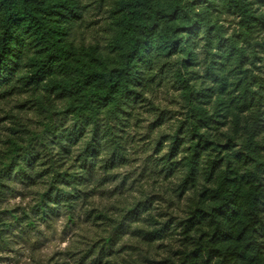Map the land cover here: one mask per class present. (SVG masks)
Returning <instances> with one entry per match:
<instances>
[{
	"label": "trees",
	"instance_id": "trees-1",
	"mask_svg": "<svg viewBox=\"0 0 264 264\" xmlns=\"http://www.w3.org/2000/svg\"><path fill=\"white\" fill-rule=\"evenodd\" d=\"M195 7L202 12L194 14ZM262 7L264 0H114L105 42L86 44L77 38L86 22L80 0H0V99L45 91L51 102H66L53 111L59 119L43 123L34 144H24L22 136L9 139L11 150L0 167V198L13 181L43 188L30 214H24L26 221L17 214L13 221L0 220V242L10 225L61 216L74 223L86 206V217L96 219L90 214L89 189L100 190L112 180L111 169L128 160L125 135L141 120V93H127L138 81L143 90H154L151 77L167 62L161 79L184 88L185 117L169 134L158 172L176 179L172 191L185 197L186 215L158 221L145 199L128 215L136 207L131 204L116 225H131L130 218L147 214L142 220L159 225L147 235H180L186 249L171 264H264V144L258 139L264 131V85L245 68L261 60L258 48L264 53L259 39L264 13L257 15ZM224 13L239 18L240 29L231 37L218 23ZM180 31L188 36L179 37ZM201 39L203 61L195 52ZM114 47L119 48L115 55ZM173 52L187 59L168 61ZM200 63L202 76L190 71ZM186 77L202 83L189 86ZM89 78L90 86L84 83ZM104 97L110 98L107 103ZM245 111L251 113L249 123ZM160 120L151 126L158 127ZM223 123L230 125L228 132L220 131ZM97 128L102 131L94 140ZM161 144L159 139L156 147ZM42 152L46 163L39 162Z\"/></svg>",
	"mask_w": 264,
	"mask_h": 264
},
{
	"label": "rangeland",
	"instance_id": "rangeland-1",
	"mask_svg": "<svg viewBox=\"0 0 264 264\" xmlns=\"http://www.w3.org/2000/svg\"><path fill=\"white\" fill-rule=\"evenodd\" d=\"M113 1L114 0H96L97 9L106 5L110 10ZM80 2L83 6V14L86 22L77 33L78 41H83L86 44H103L108 31L106 26L109 22V12L105 13L108 19L105 21L103 28L97 29L94 27L97 22L93 16V12L97 11V9L88 12L87 7L82 3V0H80ZM225 17H227V19H225ZM233 17H235V19H233ZM221 20H224V22L230 27H224L223 24L220 23ZM218 23L222 27L224 35L229 31L233 34L240 29L239 18L230 13L220 15ZM89 28H91L90 31ZM101 32H104L105 34L101 35ZM226 37L229 36L226 35ZM259 39L264 40V31L260 34ZM200 42L201 41L199 40L198 47L200 46ZM258 50V55L262 57L261 60H256L254 65L248 66L250 73L255 74L263 81L264 85V53L261 52L260 48H258ZM205 53V48H203L202 52L198 53L199 60H202L201 55H203V57L206 56ZM199 66L204 73L205 66L201 63ZM172 83H174L173 80L169 82V85ZM170 91L171 88L166 85V92L164 95H167ZM152 92L154 96L158 95V87H155ZM48 95L49 94L45 91H29L0 99V167L2 166L1 162L6 161L7 156L10 153V138L17 139L22 136L21 142L24 144H34V142L37 141L35 135L42 131L43 123L47 122L49 117H52L54 120L60 118V115L56 113L54 114L53 111L55 112L57 109L63 108L66 102H51V100L48 99ZM171 99L180 103L181 112L177 113L170 109L157 108L155 111L149 113L150 122L148 127L139 130L136 135H133L131 131L132 129H135L136 126H131L127 129L128 136L125 135V137L129 140L126 142L125 152L128 160L117 167L120 168L125 164L131 166L134 163L133 154L136 153L137 150H141L145 153L144 159L140 161V169L144 170V182L139 186L141 198L142 200H148V212L154 215L158 221L166 220L170 216H173L171 221H174L173 219L186 215L185 197H179L172 191L176 179H164L163 174L158 172V158H154L155 153L159 152L160 149L162 151L165 147L167 148L170 139L169 134L173 133L176 126L185 117L183 94L181 93L179 97H172ZM151 107H155V105H151ZM140 109L141 106L138 107L137 112L141 114ZM247 113L248 118L245 119V121H248L249 123L251 121V113ZM181 115L183 116V119L179 118ZM158 117L161 119L160 124H168L167 131L157 133V127L151 126V123H153ZM140 118L142 119V115H140ZM141 135H143L146 140L149 137H151V139L142 145L138 138ZM159 139H161L162 144L161 146L156 147V142ZM258 139L264 144V131ZM165 141H167V143H165ZM236 147L239 146L237 145ZM149 152L153 155H147ZM44 154L45 153L42 152L40 156L41 160L39 162L46 163L48 160V155L46 156ZM99 174L101 175L102 173ZM111 179L115 180L117 177L113 175L111 176ZM9 185L10 190L0 198V220L13 221L12 214H17L22 217V221H26L27 218L26 220L24 219V214H30L31 209L38 198V191L41 190L43 186H29L18 181L10 182ZM17 197L21 198L22 203L15 205L12 204L11 201L15 200ZM23 201H27V203L25 204ZM134 203L136 202H133L132 204ZM129 206H131V204L125 203V206L114 216H109L105 209L103 213L107 218H105L103 222H98L93 216L86 217L84 212V210L86 211L88 209L86 206L83 210H79L77 213L78 217L74 223L68 222L64 217L65 223L59 225V227L63 229V232L58 231L57 227L62 216L59 218H53L47 222L36 220L35 225H10L9 227L4 228L2 234L3 240L0 242V253L7 254L14 252L16 250L15 246L17 244H22L24 245V248L32 250L33 254H35V248L44 241L63 240L72 236L73 239L69 250L65 253L58 254L61 259L57 261V264L176 263L180 255L179 252L186 249L185 244L180 240L182 237L178 234L166 235L163 238H156L147 235L145 232L146 230L159 226L155 224L150 225L148 221L142 220V217H146L147 214L140 216V220L137 218L132 219L130 216L131 225H116L118 219L122 217ZM96 207L97 206L94 202L89 204V208ZM42 227L46 230L41 231ZM76 229H79L80 232L85 233V235L76 239ZM125 235L131 236L132 239L125 242L120 248H117L116 245L120 244ZM251 247L256 249L255 244H252ZM24 248L20 249L19 252H16V259H11L7 255L0 256V264H20V256L24 251ZM40 264H44V262L41 261Z\"/></svg>",
	"mask_w": 264,
	"mask_h": 264
},
{
	"label": "clouds",
	"instance_id": "clouds-1",
	"mask_svg": "<svg viewBox=\"0 0 264 264\" xmlns=\"http://www.w3.org/2000/svg\"><path fill=\"white\" fill-rule=\"evenodd\" d=\"M184 4L188 3V0H182ZM82 3L87 7L88 12H92L93 9H97V2L96 0H82ZM255 8H260V5H255ZM255 10V9H254ZM147 11V9H145ZM109 12V8L105 5L97 9V11L93 12L94 19L97 23H95L94 27L97 29H102L105 21L108 19L105 15V13ZM202 12V9L199 7L194 8V14H199ZM261 13H264V8L260 9V12L257 13V15H260ZM73 18H78L73 14ZM227 19V17H225ZM235 19V17H233ZM175 23H179V21H174ZM216 22V19H213V23ZM91 23V22H90ZM221 24H223L224 27H230L227 23L224 22V20L220 21ZM91 28H89V31ZM104 32H101V35H104ZM179 37H187L188 33L186 31H180ZM227 36H231L232 32L229 31L226 33ZM200 37H203V33H200ZM106 47V45H105ZM204 48V41L201 39L200 46L195 48L196 53H201ZM99 50V47H98ZM119 50L118 47H114L111 49V53L113 55L116 54V52ZM215 52V49L212 50ZM136 55L135 52L131 54V58H134ZM187 57L180 52H173L167 57L168 61H181L186 60ZM201 59H204L203 55H201ZM99 63L100 61H96ZM141 62H143L141 60ZM249 67L248 65H245V68ZM161 72L157 73L156 75L151 77L150 83L153 86L158 87L159 94L154 96L152 91H145L144 89V83L143 81H138L135 84V90H129L127 95H136L137 91H139L141 94L137 96V101H143V104L141 105V115L142 119L136 123V128L132 129L133 135H136V133L139 130H142L143 128L148 127L149 125V113L152 111H155L157 108L161 109H170L177 113L181 112V105L178 101H174L171 99L172 97H179L180 94L184 91L183 87H177L178 82H174L169 85L168 79H161V77L165 76L168 71L167 62L161 66ZM113 73L117 71V69L112 70ZM190 71L192 72H199L201 76L203 75V72L201 71V68L199 65H194L190 68ZM93 82V78H89L84 83L87 85H91ZM131 83V81L129 82ZM185 83L189 86L195 85L198 83H202V81H199L197 79H193L191 77L185 78ZM166 85H168L171 88V91L167 93V95H164L166 92ZM115 87H118L116 85ZM115 87L113 90H115ZM81 94L83 93V89L79 90ZM255 91V89H253ZM65 93H61V98ZM105 103L108 102L110 99L109 97H104ZM93 103H98V101L94 100ZM151 105H155V107H151ZM119 110V109H118ZM68 114L71 115L72 109L67 110ZM247 111H245L244 115H247ZM180 119H183V116L181 115L179 117ZM155 123V122H153ZM230 125L223 123L220 126L221 132H228ZM168 130V124H159V126L156 129V132L159 133L161 131H167ZM206 128H202L201 131H205ZM101 129L97 128L96 133L93 134V139L95 140L98 136L101 135ZM82 135H86V132ZM140 140V143L143 145L147 143L151 137H149L147 140L144 138L143 135L138 137ZM167 143V141H165ZM78 146V145H77ZM167 148L165 147L162 151L155 153L154 158H162L165 153H167ZM147 155H153L152 153H147ZM145 153H143L141 150H137L136 153L133 154V161L134 163L131 166H128L125 164L124 166L120 168H112L111 174L115 175L117 179L110 180L107 182V184H102L100 190L96 192H92V189L90 188V195L88 196L89 204H92L93 202L96 204V208H93L91 210V215H95L98 222H103L105 219L104 215H100L98 213L103 212L105 209L107 210V214L109 216H114L118 213L120 209H122L125 206V203L132 204L133 202H136V207L129 209L128 215H131L134 212H137L141 206L146 202L142 200L141 198V191H140V184L144 182V174L143 169H140V161L144 159ZM181 157L178 156L176 159H180ZM100 159H103V153L100 154ZM139 169V170H136ZM171 176L169 177V179ZM94 187V185H93ZM106 189V190H105ZM31 199V198H29ZM12 204H20L22 203V200L20 197H17L15 200L11 201ZM23 203H27V201H23ZM65 223V218L61 217L59 224H58V231L63 232V229L59 227V225H63ZM135 226V225H134ZM43 227L41 228V231H45ZM76 239H79L81 236H84L85 233L80 232L79 229L75 230ZM72 236H69L66 239L63 240H47L41 243L39 246L35 248V254H33L32 250L24 248V245L17 244L15 246L16 250L14 252L10 253H0V256L7 255L11 259H16V252H19L20 249L24 248V251L21 253L20 256V264H40L41 261L44 262V264H57V261L61 259L59 253H65L67 250H69L70 245L72 243ZM132 238L131 236L125 235L123 240L120 242V244H117L116 247L120 248L125 242L130 241ZM123 255V253H122Z\"/></svg>",
	"mask_w": 264,
	"mask_h": 264
}]
</instances>
